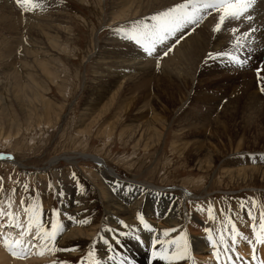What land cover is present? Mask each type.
<instances>
[{"label": "rangeland", "instance_id": "rangeland-1", "mask_svg": "<svg viewBox=\"0 0 264 264\" xmlns=\"http://www.w3.org/2000/svg\"><path fill=\"white\" fill-rule=\"evenodd\" d=\"M115 3L121 2L33 0L28 6L30 10L25 11L15 0H0V17L5 12L10 18L8 25L1 24L0 18V132H4L3 136L13 132H10V141L0 137V153L4 154L0 157V205L4 203L7 212L18 206L19 213L24 211L21 207L26 209L28 205H35L37 211L42 207L44 221L48 220L53 207L75 217L74 220L63 215L58 218V223L63 222V230L54 243L58 248L69 250L56 252V264L59 261L77 264L81 257L86 264L94 241L95 254L106 248L98 239L109 215L108 200L115 192L103 176L102 170L108 166L116 172L106 173L117 181H132L138 185L144 182L165 190L167 193H163L167 197L176 200L185 223L188 220L201 223L200 209L204 208L210 214L214 204L222 215L231 216L232 211L240 209L248 216L247 209H250L255 193L264 199L263 177L242 179L246 171L251 173L258 167L264 168V93L257 87L256 73L257 68L264 67V52L260 51L256 57L253 52L247 54L245 49L231 55L244 61L242 72H250L249 77L237 76L242 69L235 72L230 68L227 64L230 53H227L222 68L210 75L209 80L198 86H184L182 95L170 89L175 94L173 101L165 96L159 82L148 92L126 91L127 100L122 97L103 114L100 109L104 102L120 84L127 86V80L121 78L108 90L96 94L95 88L99 87L101 79L97 75L113 70L116 67L113 61L117 58L106 57L101 61L99 55L103 50V53L108 51L104 49L108 45L107 39L122 38L117 36L118 28L129 30L133 27L132 22L139 20L138 14L121 19L119 14L124 7L122 4L115 7ZM261 3L264 5L263 0ZM4 4L8 6L5 10ZM263 5L260 9L264 12ZM40 14L56 16V25L61 27L62 33L57 34L59 38L55 42L54 29L49 30L48 37L34 31L36 28L29 34L24 30L28 22V25H42L41 19L36 20ZM15 16L20 18L19 22L16 18L17 23ZM139 21L148 23L145 18ZM24 47H30L27 54ZM40 61L52 63L48 65L52 75L46 76L41 71ZM207 66L210 69V65ZM15 76L22 85L25 78L35 84L30 87L34 91L28 90L24 99L13 92ZM244 77L248 81L253 77L254 82L241 96ZM109 80L102 84L110 83ZM184 92L188 96H184ZM254 105L251 112L249 106ZM78 153L100 157L107 166L104 162L96 164L94 159ZM76 155L79 158L74 164L65 159ZM9 156L16 163L3 161ZM55 158L58 161L51 162ZM227 169L240 173L239 178L231 179ZM178 186L185 187L195 196L185 199ZM61 191L63 196L59 195ZM132 200L133 207H140L137 204L141 201L142 208L146 197ZM167 202L165 199L162 206ZM242 203L245 208L241 207ZM208 217L202 221H209ZM85 219L87 223L80 222ZM260 230L246 236L245 241L254 242L253 235L259 237ZM124 244L116 245L118 251L115 253L123 252ZM122 259L130 260L128 255L124 259L123 255L115 254L118 264ZM141 263L154 261L142 259ZM172 264L179 263L172 261Z\"/></svg>", "mask_w": 264, "mask_h": 264}, {"label": "bare ground", "instance_id": "bare-ground-1", "mask_svg": "<svg viewBox=\"0 0 264 264\" xmlns=\"http://www.w3.org/2000/svg\"><path fill=\"white\" fill-rule=\"evenodd\" d=\"M130 1H132V3L129 4L131 6L128 5ZM119 2H121L120 4H122L124 7V9L122 10L120 9L121 11L119 16L121 19L129 18L134 16L135 14L136 15L138 14L139 20L145 18V20L148 23H151L150 19H146V18H150L151 15H153L156 11L165 10L167 7H170L175 3H182L183 0H122ZM119 2L117 0V3ZM120 4L116 5L115 3L116 6L115 5L114 6L119 7ZM261 5H263L261 3V0H255L254 4L252 5L251 8L248 9L247 12V15L251 17L250 20L244 21V19H242L243 20L242 22H240L241 19L226 20L222 24L221 29L219 31H213L214 25L218 22V15L216 13L205 15L201 19L203 20V23H201L200 20L199 21L200 25H198L197 27H194L195 25L193 26L185 25L184 28L179 30V33L176 37L170 38V40L166 42L165 45L159 46L157 48V51L153 53L151 56L144 54L141 48L135 46L134 44H130L129 41L126 38L122 37L119 33H117V36L122 37L120 40H118V37L117 38L111 37L107 39L106 43H108V45L106 46V48H104L103 46L102 47L105 49V51L107 50L108 51L106 53H103L104 52L103 50L102 54L99 55L98 59L103 61L106 57H108L114 60L115 57H117L113 61L116 67L113 66L115 67L113 70L109 69L107 73H100L99 75H97L101 79L99 81L100 84H98L99 87L95 88V92L96 94H101L104 90H108V88L112 84L119 82L121 78L127 80L126 83L127 86L123 87L120 84L121 86L119 85L117 87L116 91L111 95L109 100L107 102H104V105L101 107L100 112L103 114L107 112L108 109L114 103L119 101L122 97H124L127 100L126 91L130 90V92H135L139 90V92L140 91L142 92L143 90H145L146 92H148L150 91L154 83H159V82H160L159 85L162 86L163 91L166 92L165 96H168L167 98L170 101H173V97L175 94L172 91H174L178 95H182L183 93L182 90L185 88L184 86L186 87L187 85L192 86L193 84L194 86H198L200 82H204L207 79L209 80L210 75L215 74L217 71H219L222 68V64L223 62H225V58H227L226 55L219 59H206L209 53L215 55L217 52H223L226 54L230 53L229 56H231L232 54H236L235 51H241V50L244 51L246 49V51H248L247 54L250 55L253 52L252 54L256 55L257 57L260 54V51L264 52V12L260 9L262 7ZM6 6L7 5L5 4L3 5V10H5ZM0 18L2 21L1 24L5 25L9 23L10 20L9 15L6 14L5 12L2 13ZM16 18L18 19L17 22H19L20 18L15 16L14 17L15 22H16ZM37 19H41L43 24L38 27L35 25H28L30 23L28 22L24 30L27 31L29 34L30 30L32 32L33 28H36V30L34 31H36L37 33L41 32V34H44L46 35V37H48L50 35L49 30L54 29L56 30L55 31L56 35H53V42H55L56 38H59L58 36L60 35V33H62L61 31H59L61 27L59 25H56L55 22L56 16L54 18L53 16L50 15L40 14V16H36V20ZM228 27H230L231 29L228 30L229 29ZM249 28H254L255 32L250 34L247 38L243 37L242 34L244 32H247ZM233 29H237V31L233 33ZM57 34L59 35L57 36ZM180 34L184 35V39L181 40L179 44H175V40L179 38ZM31 37L33 38L34 36L31 35ZM237 37H239L240 40L242 41V46L240 47L236 45ZM44 39L42 36L43 42ZM226 41L228 44H226ZM172 45L175 46L172 47ZM168 47H172V51H170L166 57H163L161 59L159 53L161 51L166 50ZM226 47H230V48L228 49ZM115 49H118L119 51H115ZM24 50H25L24 53H26V51L30 50V47L28 48L24 47ZM111 51H114V53L117 54V56L115 54H112ZM109 52H110L109 54L110 56L107 54ZM247 58L249 57L247 56ZM158 60H159V66H157ZM27 62L28 60L25 61V63ZM49 64L52 63L49 62L47 63V61H43V62L40 61V63H38L41 71L45 73L46 76L52 75L51 71L48 69ZM208 64L210 65V69L207 68ZM227 64H229L230 68L234 69L235 72L242 69L241 71L238 72L237 75L238 77H240L239 75L247 76L250 73L248 71L243 73L242 72L243 68L241 67L242 64L233 63L231 59L229 63L227 62ZM230 74L232 73L230 72ZM16 76H15V80L12 81L13 84L12 88H13V92L15 91V95L17 97L22 98L23 96H25L28 90L32 92L34 91L33 88H30L31 86L35 85L33 82L25 78L24 81L25 84L22 85L16 80ZM30 76L31 78L34 77L33 75ZM247 77L246 78L244 77L245 80L243 79V83H242L243 91L241 93V96H243V94L246 91L248 92V88H250L254 82L253 77L249 81L247 80ZM108 78L111 79L109 80ZM105 80L107 81L109 80L110 83L107 82L106 84H102V82ZM170 89L172 91H170ZM186 95L187 92L184 96ZM236 104H238V102ZM249 107L250 108L252 107L251 108V112H252L253 111L252 109L255 107V105ZM243 108L246 107L243 105ZM128 113L129 111L127 112V114ZM10 132H12V130ZM10 132L8 135H4L5 137L3 136L4 132H0L1 139L3 138L5 141H10V137H11ZM78 154L85 158L94 159V161H96V164H101L102 162H104V161L101 162V158L93 154H91L93 155L92 157L84 156L83 153H78ZM67 158L69 163L74 164L76 163V159L79 157L76 155L73 157L66 156L65 159ZM3 161L9 164L11 163L13 164V162H15V160L9 158L4 159ZM52 161L56 162L58 161V158L51 160V162ZM103 164H105V162ZM206 167L209 168L208 166ZM105 169L102 170L104 179L106 180V182H109L111 190L115 192L113 193L114 196L112 195L108 200L109 207L107 211L109 212L108 213L109 215L108 217H106L104 223L105 226L101 236H104L107 239H109V241L113 245V249L109 250L107 245H105V243L103 242V240H101L100 237L98 239L99 242L104 244L106 248H102L100 254H94L93 256L88 255L86 264H93V261L97 259L101 261V264H118L115 260V254L123 255L124 259H126L128 255L130 260L135 261V264H142L141 263L142 259H144V262L145 260L149 262V260H151L150 256L152 251L151 249L152 239L156 235H159L161 239H165V237L163 236L164 229H175L174 232H169L167 236V240L174 241V247H173L174 251L181 250L180 246H182L184 243V239L181 237V233H184L192 243V250L187 253L188 258L182 261H175V262L179 264H216L215 257L213 256L212 244L209 241L208 237L212 236L215 240H219L220 235H224L225 238L229 241V244H231L230 233L233 223L236 225L239 235H237L236 249L234 252H231L230 254L233 257H235L236 255H239L241 257V259L236 260V264H242V261H244V264H248V261H251V264H264V243H257L258 238L260 240H264V230L262 229L260 230L259 237L253 235L254 242L253 241L252 242L255 245V252H253V244H249L248 241L245 240H246V236H249L254 232L252 228V224L254 223V221L251 220L249 216L247 215L245 216L242 210L240 211L239 209L237 211H232L231 216H228L227 214L222 215V213H220L219 211V208L216 206V204H214V208L211 210V216L204 208H202L200 209L201 223H196V222L193 223L194 221L190 222L188 220L186 224L184 222V219H182L181 217V211L177 206L176 200L172 199V197L170 198L167 197L166 196L167 194L163 193V191L165 190H160L161 188H157L158 186H155L154 184L153 185L148 183L146 184L144 182L139 183L141 185H138V184H134V182L132 181H126V182H123L122 180L117 181L113 176H110L109 174L106 173L107 171L116 172V170L110 168L109 166L106 167ZM236 171H238V169H236ZM226 173L229 175V177H231V179L234 180L236 177L239 178L240 175V173L234 172L232 169H227ZM245 174L246 175L242 176V179L249 178L250 180L258 176L264 178V168L258 167V170H256L255 172L251 171V173H247L246 171ZM179 190H180L179 191L180 194L183 195L185 199H188L189 196L190 197L195 196L191 192H188L185 187H179ZM144 196L146 197V202L144 206L141 208V204H139L141 202L140 201L137 204V206L140 207H136V208L133 207L132 199L134 197L137 198L140 197L143 199ZM262 197L259 196L258 193L256 192L254 199L252 201V205L250 207L252 213L256 217L255 231L258 228H260V215L264 213V199H262ZM165 199H168V202L166 205L162 206ZM11 207L13 206H10V208ZM4 208L5 206L3 203L2 205H0V264H45L48 262H50V264H56L55 259H58L56 252H50L45 250L42 247L41 241L39 239L31 241V244H35L36 247L32 248L31 244H29L30 251L26 255L18 253L17 255L14 256L9 251L8 247L4 242L5 238H7L9 243H14V241H16L17 239H23L24 243L28 244L29 241L31 240V237L35 235L36 228L35 226H33L32 231L30 233H26L24 237L21 238L20 233L27 228L28 217L30 213L26 211L24 207H21V210H24L23 213H19L20 209L18 206H15L14 209H12L10 212L5 211ZM11 212L13 215L10 218L8 213ZM138 213L143 215L145 220H147L151 225H153L154 228L153 231L150 232L142 228L140 222L137 220ZM208 215H209L208 219L210 222L202 221V219L207 218ZM121 220L124 221L125 224L129 226H135L136 230L139 231V234L141 235L144 243L143 245H141L136 243V241H134L131 238H126L123 236L118 237L122 241V243L119 245L125 243L123 246L125 250L121 253H115L116 251H118L116 247L117 244L115 243V240L112 239V236L116 230H120V231L125 230L123 225L119 223ZM17 223L19 225H23V227H18ZM205 228L209 229L210 231L205 232ZM106 229H112L113 232L109 233L106 231ZM165 245L169 247L167 243H165ZM48 247H51V244H48ZM17 248H19L18 245ZM224 255L226 254L222 252V255L220 257V264H223ZM253 255H255V260H252ZM151 264H166V262L163 260H155L154 263Z\"/></svg>", "mask_w": 264, "mask_h": 264}, {"label": "snow or ice", "instance_id": "snow-or-ice-1", "mask_svg": "<svg viewBox=\"0 0 264 264\" xmlns=\"http://www.w3.org/2000/svg\"><path fill=\"white\" fill-rule=\"evenodd\" d=\"M255 0H183L182 3H175L170 7H167L165 10L156 11L151 15V23H141L139 20L133 22V27L129 30L118 28L117 31L119 34L126 38L130 44L142 49L143 53L151 56L157 51V48L161 45H165L166 42L172 37H176L179 33V30L184 28L185 25L193 26L196 25L205 15L211 13H216L218 15V22L214 25L213 31H219L222 24L226 20H240L241 18L250 20L251 17L247 15L248 9L252 7ZM15 3L25 11L30 10L29 5L33 3V0H15ZM237 29H233L235 33ZM254 28H249L247 32H244L243 37L247 38L250 34L254 33ZM184 39V35L180 34L179 38L175 40V44H179L181 40ZM236 45L238 47L242 46V41L239 37L236 38ZM175 45H172L174 47ZM172 47H168L166 50L159 53L160 58L166 57ZM225 55H229L223 52H217L215 55L212 53L208 54L206 59H219ZM233 63L243 64L244 61L240 60L237 56H229ZM157 66H159V60L157 61ZM257 87L261 93H264V68H257ZM4 154L0 153V157ZM9 159L12 157L9 156ZM75 177V173H72ZM2 180V178H0ZM51 187V185H50ZM60 196H63V192L59 193ZM21 203H24L23 198ZM79 203V201H77ZM242 208L246 206L242 203ZM30 213L28 217V226L27 228L20 233V237H24L26 233L32 231L33 226L36 228V233L31 237V240L28 244H25L23 239H17L14 243H9L7 238H5V244L8 247L9 251L15 256L18 253L28 254L30 251L29 244L32 240L39 239L41 241L42 247L50 252H59V251H68L69 249H61L56 247L54 243L60 231L63 230V222L58 223V218L63 215L69 220H74L75 217L71 216L67 211L61 212L60 208L53 207L50 210V215L47 221L42 219L43 209L42 207L37 211L35 205H28L25 209ZM211 214V210H209ZM247 214L251 220L254 221L252 224L253 231H255L256 217L252 213L251 209H247ZM9 217H12V213H8ZM137 220L140 222V225L144 230L153 231V225H151L144 216L137 214ZM81 223H87V220L80 221ZM124 227V231L116 230L112 236V239L115 240L117 245L121 244L122 241L118 237L131 238L136 243L143 245L144 241L142 240L139 231L136 230L135 226H129L125 224L124 221L119 222ZM47 225V226H45ZM18 227H23L19 225ZM260 228L264 230V213L260 215ZM107 232H113L112 229H106ZM175 229H164L163 236L165 239H161L159 235L153 237L151 242V258L155 260H163L166 264H172V261H182L187 259V253L192 250V243L186 237L184 233H181V237L184 239V243L181 247V250L174 251V241L167 240L169 232H174ZM210 230L205 228V232ZM237 235H239L236 225L233 223L231 228V244L225 238L224 235H220L219 240H215L212 236H209L208 239L212 244L213 256L215 257L216 264H220V257L222 252L225 253L223 264H236V260L241 259L239 255L233 257L230 253L234 252L237 244ZM101 240L107 245L109 250L113 249L112 243L104 236H101ZM167 243L169 247L165 248L164 245ZM249 244H253L252 240H248ZM257 243H264V240L257 239ZM48 244H51V247H48ZM17 245L19 248H17ZM222 246V247H221ZM31 247H36L35 244H31ZM95 241L93 242L92 249L89 250L88 255L93 256L95 254ZM253 252H255V245L253 244ZM252 260H255V255H253ZM57 264H70L69 261H59ZM77 264H84V257H81ZM93 264H101L99 259L94 260ZM120 264H133L130 260H121ZM244 264V261H242ZM248 264H251V261H248Z\"/></svg>", "mask_w": 264, "mask_h": 264}]
</instances>
